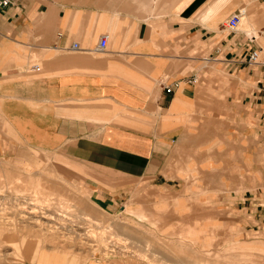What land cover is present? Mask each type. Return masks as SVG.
I'll list each match as a JSON object with an SVG mask.
<instances>
[{
    "label": "crops",
    "instance_id": "0c3cea01",
    "mask_svg": "<svg viewBox=\"0 0 264 264\" xmlns=\"http://www.w3.org/2000/svg\"><path fill=\"white\" fill-rule=\"evenodd\" d=\"M263 28L264 0H16L0 11V141L41 142L158 190L234 166L239 223L261 230Z\"/></svg>",
    "mask_w": 264,
    "mask_h": 264
},
{
    "label": "rangeland",
    "instance_id": "374dc122",
    "mask_svg": "<svg viewBox=\"0 0 264 264\" xmlns=\"http://www.w3.org/2000/svg\"><path fill=\"white\" fill-rule=\"evenodd\" d=\"M96 167L0 141V264H264V228L233 208L234 166L195 167L176 190Z\"/></svg>",
    "mask_w": 264,
    "mask_h": 264
},
{
    "label": "built area",
    "instance_id": "2783aa9c",
    "mask_svg": "<svg viewBox=\"0 0 264 264\" xmlns=\"http://www.w3.org/2000/svg\"><path fill=\"white\" fill-rule=\"evenodd\" d=\"M15 1L16 0H0V11L10 7L12 4H14ZM240 21H241V12L236 13V14L231 16V18L229 19V22H228V27L232 30H237L239 27ZM261 34L264 37V28H263ZM107 45H108V36L104 35L101 37V39L99 41L98 49L99 50H105ZM77 46L78 45L75 44V47H77ZM260 53H261L260 50L253 51L251 56H250V61L252 63H259ZM192 81H196V79L194 78ZM162 84L164 85L165 91L168 93H171L174 91L175 88L179 87L180 82H173V83L165 85V81H162Z\"/></svg>",
    "mask_w": 264,
    "mask_h": 264
},
{
    "label": "bare ground",
    "instance_id": "6f19581e",
    "mask_svg": "<svg viewBox=\"0 0 264 264\" xmlns=\"http://www.w3.org/2000/svg\"><path fill=\"white\" fill-rule=\"evenodd\" d=\"M31 213H33L32 215H30L29 217H28V222H30V223H32V222H37V221H41V219H40V217H42L41 216V213H39L40 214V217H37V215H36V212H34V211H32ZM153 251V250H152ZM154 252H157V251H155L154 250ZM160 259V258H159ZM66 260V259H65ZM63 259L61 260V263L63 264ZM65 262V261H64Z\"/></svg>",
    "mask_w": 264,
    "mask_h": 264
}]
</instances>
